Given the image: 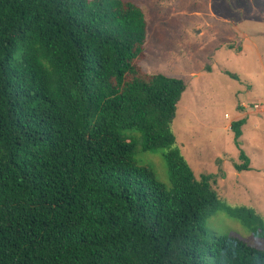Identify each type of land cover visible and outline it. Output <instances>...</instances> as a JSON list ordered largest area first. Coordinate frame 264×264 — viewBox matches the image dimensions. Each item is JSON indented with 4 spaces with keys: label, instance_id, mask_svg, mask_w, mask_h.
Listing matches in <instances>:
<instances>
[{
    "label": "trees",
    "instance_id": "obj_1",
    "mask_svg": "<svg viewBox=\"0 0 264 264\" xmlns=\"http://www.w3.org/2000/svg\"><path fill=\"white\" fill-rule=\"evenodd\" d=\"M146 36L129 1L0 0V264H264L207 228L220 209L264 241V219L173 147L185 85L137 65ZM138 148L164 150L168 188ZM234 167L249 170L243 150Z\"/></svg>",
    "mask_w": 264,
    "mask_h": 264
},
{
    "label": "rangeland",
    "instance_id": "obj_2",
    "mask_svg": "<svg viewBox=\"0 0 264 264\" xmlns=\"http://www.w3.org/2000/svg\"><path fill=\"white\" fill-rule=\"evenodd\" d=\"M123 1L139 6L147 21L145 59L137 65L146 73L184 82L171 125L173 147L196 178L213 177L221 203L248 207L264 219V0ZM252 104L260 110L242 107ZM241 118L246 124L237 147L230 124ZM125 134L140 139L134 130ZM240 150L249 159L245 172L234 167ZM163 152L138 148L135 157L168 188ZM206 226L264 251V241L220 209Z\"/></svg>",
    "mask_w": 264,
    "mask_h": 264
},
{
    "label": "built area",
    "instance_id": "obj_3",
    "mask_svg": "<svg viewBox=\"0 0 264 264\" xmlns=\"http://www.w3.org/2000/svg\"><path fill=\"white\" fill-rule=\"evenodd\" d=\"M242 107H244L245 109H250V107H251V111H254V112H258L260 110V107L258 104H252L248 107L245 105H242ZM225 117H227V116L225 115Z\"/></svg>",
    "mask_w": 264,
    "mask_h": 264
},
{
    "label": "crops",
    "instance_id": "obj_4",
    "mask_svg": "<svg viewBox=\"0 0 264 264\" xmlns=\"http://www.w3.org/2000/svg\"><path fill=\"white\" fill-rule=\"evenodd\" d=\"M261 111H262V108H261ZM227 116V115H226ZM225 118H228V116L227 117H225Z\"/></svg>",
    "mask_w": 264,
    "mask_h": 264
}]
</instances>
